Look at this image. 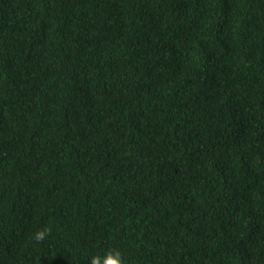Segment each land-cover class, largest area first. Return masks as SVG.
<instances>
[{"label":"trees","instance_id":"obj_1","mask_svg":"<svg viewBox=\"0 0 264 264\" xmlns=\"http://www.w3.org/2000/svg\"><path fill=\"white\" fill-rule=\"evenodd\" d=\"M109 249L264 264V0H0V264Z\"/></svg>","mask_w":264,"mask_h":264},{"label":"clouds","instance_id":"obj_2","mask_svg":"<svg viewBox=\"0 0 264 264\" xmlns=\"http://www.w3.org/2000/svg\"><path fill=\"white\" fill-rule=\"evenodd\" d=\"M50 234L51 228L45 227L44 229L38 230L34 234L33 239L36 242L43 243ZM89 264H125V262L118 250L109 249L103 257L99 255L91 257Z\"/></svg>","mask_w":264,"mask_h":264}]
</instances>
